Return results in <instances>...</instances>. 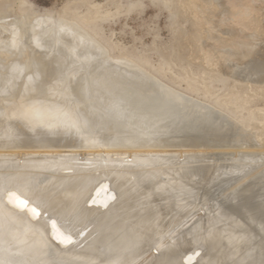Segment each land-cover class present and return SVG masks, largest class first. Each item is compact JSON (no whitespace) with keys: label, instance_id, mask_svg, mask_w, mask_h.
<instances>
[{"label":"bare ground","instance_id":"6f19581e","mask_svg":"<svg viewBox=\"0 0 264 264\" xmlns=\"http://www.w3.org/2000/svg\"><path fill=\"white\" fill-rule=\"evenodd\" d=\"M79 31L51 15L0 18V264H264V151L248 150L250 125ZM251 44L239 58L258 57ZM240 61L237 73H264ZM204 180L217 210L191 244L165 227Z\"/></svg>","mask_w":264,"mask_h":264},{"label":"rangeland","instance_id":"374dc122","mask_svg":"<svg viewBox=\"0 0 264 264\" xmlns=\"http://www.w3.org/2000/svg\"><path fill=\"white\" fill-rule=\"evenodd\" d=\"M25 14L60 17L88 32L111 59L130 61L169 87L249 124L258 138L248 150L264 151V73L234 69L240 60L249 69L264 62V0H0V18ZM243 43L261 46L263 54L256 58L251 52L242 60ZM197 185L187 194L194 204L185 220L165 227L174 224L171 229L180 230L182 239L203 230L204 218L217 210L210 203L212 186L205 180ZM193 220L199 222L188 227ZM168 221L169 216L162 223Z\"/></svg>","mask_w":264,"mask_h":264},{"label":"snow or ice","instance_id":"6c2138e0","mask_svg":"<svg viewBox=\"0 0 264 264\" xmlns=\"http://www.w3.org/2000/svg\"><path fill=\"white\" fill-rule=\"evenodd\" d=\"M9 197H10V202L14 201L15 206H17L18 208L28 209L33 214V216L39 215L37 209H35L34 207L32 208L29 207L27 200H24L20 198L19 196H16L15 194H12V193L9 194ZM53 227H55V225H53Z\"/></svg>","mask_w":264,"mask_h":264},{"label":"water","instance_id":"95a60500","mask_svg":"<svg viewBox=\"0 0 264 264\" xmlns=\"http://www.w3.org/2000/svg\"><path fill=\"white\" fill-rule=\"evenodd\" d=\"M37 210H38V213L40 214L41 211H39L38 208H37ZM153 251H154L155 253H158V251H156L155 248L153 249ZM193 253H194V252H193ZM189 254H190V252L186 253V254L183 256V259H181V262H182V263H184V258H185L187 255H189ZM200 254H201V252H199V253L196 255V258H197ZM192 263H196V261L194 260V261L191 262L190 264H192Z\"/></svg>","mask_w":264,"mask_h":264}]
</instances>
